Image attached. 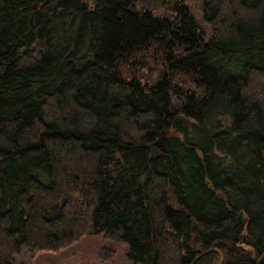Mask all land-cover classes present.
Masks as SVG:
<instances>
[{"label":"trees","instance_id":"trees-1","mask_svg":"<svg viewBox=\"0 0 264 264\" xmlns=\"http://www.w3.org/2000/svg\"><path fill=\"white\" fill-rule=\"evenodd\" d=\"M100 235L264 264V0H0V264Z\"/></svg>","mask_w":264,"mask_h":264},{"label":"rangeland","instance_id":"rangeland-1","mask_svg":"<svg viewBox=\"0 0 264 264\" xmlns=\"http://www.w3.org/2000/svg\"><path fill=\"white\" fill-rule=\"evenodd\" d=\"M123 243L103 236H87L59 251L28 253L16 257V264H132Z\"/></svg>","mask_w":264,"mask_h":264}]
</instances>
